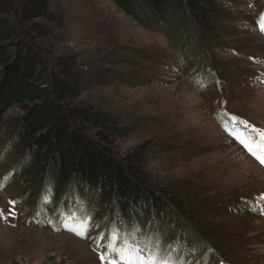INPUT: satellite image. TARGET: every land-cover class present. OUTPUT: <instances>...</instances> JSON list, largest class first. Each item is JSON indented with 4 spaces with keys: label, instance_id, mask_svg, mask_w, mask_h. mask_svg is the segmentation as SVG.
Wrapping results in <instances>:
<instances>
[{
    "label": "rangeland",
    "instance_id": "374dc122",
    "mask_svg": "<svg viewBox=\"0 0 264 264\" xmlns=\"http://www.w3.org/2000/svg\"><path fill=\"white\" fill-rule=\"evenodd\" d=\"M51 10L53 33L37 37L45 57L68 56L92 80L101 72L113 76L104 84L90 79L80 100L126 127L116 156L145 147L149 185L177 193L204 223L209 246L198 251L178 240L189 257L175 264H264V207L253 214L243 202L248 193L264 200V164L231 135L247 132L230 118L264 130V0H225L215 32L200 34L190 52L176 49L180 31L143 26L110 0H61ZM19 115L12 108L0 125V264H124L107 245L119 247L128 231L117 221L113 229L96 222L107 211L94 188L55 195L50 188L34 193L25 182L22 155L7 152L9 123ZM84 197L89 203H81Z\"/></svg>",
    "mask_w": 264,
    "mask_h": 264
},
{
    "label": "trees",
    "instance_id": "16d2710c",
    "mask_svg": "<svg viewBox=\"0 0 264 264\" xmlns=\"http://www.w3.org/2000/svg\"><path fill=\"white\" fill-rule=\"evenodd\" d=\"M58 1L0 0V125L12 108L21 111L10 120L7 152L22 155V177L34 193L94 188L107 215L115 212L137 240L143 233L154 240H179L172 235L174 229L185 237L183 245L203 251L197 245L209 246V234L192 204L149 185L145 147L123 159L116 156V138L126 127L104 110L82 104L81 93L91 79L87 69L68 56L45 57L37 37L53 33L47 24L56 21L51 4ZM110 1L143 26L160 24L180 31L176 49L190 52L198 49L200 34L215 32L225 0ZM111 78L101 72L91 83H109ZM244 201L246 209L254 207ZM213 253L208 255L213 258Z\"/></svg>",
    "mask_w": 264,
    "mask_h": 264
},
{
    "label": "snow or ice",
    "instance_id": "6c2138e0",
    "mask_svg": "<svg viewBox=\"0 0 264 264\" xmlns=\"http://www.w3.org/2000/svg\"><path fill=\"white\" fill-rule=\"evenodd\" d=\"M264 30V25H261ZM233 121H238V118L231 117ZM247 125V122H243ZM252 132L256 133V137L252 138L248 133L239 134L235 130L231 131V135L239 141V143L252 154L261 164H264V130L252 128ZM0 214H3V210H0ZM87 215V213H86ZM81 228H86L87 225L81 224ZM76 232L77 235H84L77 228L70 229ZM113 251L119 254L120 261L124 264H175V261L171 257V253L159 245L150 247L149 244H141L135 237L132 236V231L129 230L122 238H119V247L113 245L111 242L107 245ZM147 250V255L144 254ZM108 257L105 254H101L100 259L103 261ZM111 264H116V261H111Z\"/></svg>",
    "mask_w": 264,
    "mask_h": 264
}]
</instances>
